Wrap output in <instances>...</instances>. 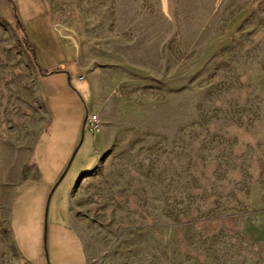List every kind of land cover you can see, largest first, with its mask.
Masks as SVG:
<instances>
[{"label": "rangeland", "instance_id": "374dc122", "mask_svg": "<svg viewBox=\"0 0 264 264\" xmlns=\"http://www.w3.org/2000/svg\"><path fill=\"white\" fill-rule=\"evenodd\" d=\"M84 262L264 264V0H0V264Z\"/></svg>", "mask_w": 264, "mask_h": 264}, {"label": "built area", "instance_id": "2783aa9c", "mask_svg": "<svg viewBox=\"0 0 264 264\" xmlns=\"http://www.w3.org/2000/svg\"><path fill=\"white\" fill-rule=\"evenodd\" d=\"M90 134L96 135L100 132L99 121L96 115L86 116L85 125Z\"/></svg>", "mask_w": 264, "mask_h": 264}, {"label": "crops", "instance_id": "0c3cea01", "mask_svg": "<svg viewBox=\"0 0 264 264\" xmlns=\"http://www.w3.org/2000/svg\"><path fill=\"white\" fill-rule=\"evenodd\" d=\"M80 79L81 78H83V77H79ZM55 94H56V92L55 91H53V95L55 96ZM96 135H99V138H100V143H101V145H102V147H103V138H102V135L99 133V134H96ZM103 150V149H102ZM99 152H98V157H99ZM96 165V164H95ZM95 165H93L91 168H89V169H86L85 170V173H87V172H90L94 167H95ZM84 173V174H85ZM69 195V194H68ZM68 206V205H67ZM67 221H68V225H69V227L73 230V228H72V226H71V224H70V220H69V209H68V207H67ZM9 225H10V223H9ZM10 229H11V225H10ZM74 231V230H73ZM75 232V231H74ZM12 233V232H11ZM12 240H13V237H12ZM20 255V254H19ZM20 257L23 259V257L20 255ZM84 258V257H83ZM24 260V259H23ZM25 261V260H24ZM84 264H85V262H84Z\"/></svg>", "mask_w": 264, "mask_h": 264}, {"label": "water", "instance_id": "95a60500", "mask_svg": "<svg viewBox=\"0 0 264 264\" xmlns=\"http://www.w3.org/2000/svg\"><path fill=\"white\" fill-rule=\"evenodd\" d=\"M85 120H86V117H85V119H84V121H83V124H82V130H81L82 133H83L84 125H85ZM74 153H75V152H74ZM73 156H74V154L72 155L71 160H72ZM71 160H70V161H71ZM66 170H67V169H66ZM66 170H65L64 173L61 175V177L59 178V180L57 181V183L55 184V186L53 187L51 193L53 192V190L55 189V187L57 186V184H58V183L61 181V179L63 178V176H64Z\"/></svg>", "mask_w": 264, "mask_h": 264}]
</instances>
